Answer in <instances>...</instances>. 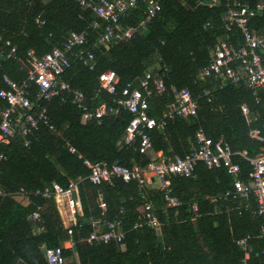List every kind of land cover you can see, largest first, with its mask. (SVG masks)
<instances>
[{"label":"trees","instance_id":"1","mask_svg":"<svg viewBox=\"0 0 264 264\" xmlns=\"http://www.w3.org/2000/svg\"><path fill=\"white\" fill-rule=\"evenodd\" d=\"M208 1L164 0L161 11L144 29L137 28L145 11L144 3L138 2L120 20L123 29L136 28L137 32L106 49L94 46L103 24L99 21V27L93 29V12L75 0H0V90L6 89L4 76L17 84L27 79L29 52L41 58L62 48L71 33H85L87 43L73 51L71 67L62 80L84 94L90 109L101 104L112 106L127 84L137 88L146 73L152 78L163 75L166 88L187 90L197 104L195 117H175L163 130L150 131V148L141 154L138 141L117 150L110 116L82 123L81 111L67 94L41 102L53 130L39 123L27 137L0 146L6 157L0 166V264H47L45 252L65 241L73 244L72 249L63 250L66 264H241L244 253L236 242L247 236V264H264V220L256 213V200L253 195L234 199L233 179L224 169H208L199 162L190 177H172L170 197L178 205L168 208L162 192L147 188L142 193L136 181L88 182L90 171L83 164L86 160L144 169L157 161L158 153L164 159L186 157L196 147V134L202 132L213 142L228 144L235 154L232 161L240 167L242 180L246 179L250 166L239 154L245 152L253 158L264 149V92L258 90L253 95L242 84L221 83L213 77L198 80L211 49L225 37L222 18L233 0H218L214 7L203 5ZM246 2L251 8L264 4V0ZM248 28L264 35V7L250 19ZM238 40L239 33L234 30V45ZM7 41L16 47L14 57L7 58ZM90 48L93 70L77 59L79 49ZM105 71L117 76L114 94L99 88L98 76ZM29 90L33 99L36 86L30 84ZM173 101L170 92L153 96L148 116L160 119ZM242 106L249 110V123ZM5 107L0 99V110ZM254 130L259 131L258 138L249 136ZM70 182L77 183L82 214L75 215L74 226L64 228L54 199L33 193L53 183L67 188ZM21 189L29 194L26 205L14 196ZM99 196L106 204L103 218L121 222V243L85 242L92 230L88 219L101 215ZM144 202H150L155 210L159 235L149 227L134 228ZM192 205L197 207V216ZM33 213L39 217L33 219Z\"/></svg>","mask_w":264,"mask_h":264},{"label":"built area","instance_id":"2","mask_svg":"<svg viewBox=\"0 0 264 264\" xmlns=\"http://www.w3.org/2000/svg\"><path fill=\"white\" fill-rule=\"evenodd\" d=\"M81 7L90 9L94 16L93 29L99 27V21L103 24L102 32L94 46L101 45L106 49L113 45L131 39L137 32L136 28L123 29L120 20L127 16L131 10L137 7L138 2L145 5L144 17L138 24V29H144L146 24L161 11V2L164 0H75ZM218 0H209L203 4L214 7ZM264 7V4L251 8L246 0H233L227 5V10L222 18V27L225 37L218 39L211 49L208 64L199 70L197 78L204 81L207 78L215 77L221 83L232 85L242 84L253 92L258 90L264 92V35H256L248 28L251 18ZM39 23V21H37ZM239 33L240 40L234 45L232 32ZM87 43L85 33H71L62 48H55L51 52L38 58L32 52L28 53L29 71L25 81L20 84L4 76L3 82L6 89L0 90V99L5 101L6 107L0 110V146L8 144L15 139H23L32 131L36 130L39 123L49 125L45 107L40 103L49 101L53 97L67 94L71 97L72 104L81 111V122L86 123L92 119L97 121L105 116L114 119L116 131L121 133L122 145L132 146L138 141V152L145 153L150 148L149 133L153 130L161 131L168 120L175 117H195L197 104L185 89L177 90L170 86L166 88L163 75L159 78H152L150 73H146L139 80L137 88L133 84H127L120 93V97L115 100L112 106L101 104L94 109L87 106L85 96L82 92L73 90L62 80V74L71 67L70 58L73 51ZM5 45L9 47L7 58L14 57L16 47L10 42ZM77 59L82 66L89 70L94 68V55L92 49H79ZM167 73V69H164ZM118 79L113 71H105L98 76L99 88L109 94L116 91ZM36 86V94L33 99L29 85ZM170 92L174 101L166 107L162 117L158 120L148 116L149 99L153 96L163 95ZM207 94V93H205ZM241 112L249 123V110L242 106ZM254 120V119H253ZM259 131L254 130L249 133L250 138H258ZM196 147L184 158L174 157L158 162L150 163L146 168H124L117 164L109 165L106 162L90 163L83 161L89 169L87 181L98 185L101 183H111L114 179H120L124 183L136 181L140 192L145 193L152 181L157 182V190L163 193V201L166 207H176L177 201L170 197V181L172 177L188 178L194 172L197 163H203L208 169H224L232 179L234 199L247 198L253 195L257 208L256 213L264 220V149L253 158H249L245 152L239 155L249 163L250 171L245 180L241 178L240 167L232 161L235 155L228 144L222 140L213 142L210 138L198 132L195 136ZM25 141V146L28 145ZM74 153L73 148H69ZM6 157L0 151V166ZM1 195V191H0ZM33 195H38L44 199L52 198L56 204L65 203L72 216H75L80 202L78 198L77 183L70 182L67 188L53 183L50 188L36 191ZM15 197L28 200L29 194L24 190H19ZM101 215L98 218H89L88 224L91 233L85 239L87 244L102 243L108 245L111 242L121 243L124 233L120 229L121 222L118 219L107 221L103 218L106 211V204L101 196L98 197ZM192 212L197 216V207L192 205ZM139 222L134 228L149 227L159 230L160 223L155 210L150 202H144L138 209ZM38 213H33L32 218L37 219ZM264 234V225L261 227ZM250 237L240 239L236 244L243 251L244 256L241 264H247L249 259ZM63 246L56 247L45 252L47 264H66L63 257Z\"/></svg>","mask_w":264,"mask_h":264},{"label":"crops","instance_id":"3","mask_svg":"<svg viewBox=\"0 0 264 264\" xmlns=\"http://www.w3.org/2000/svg\"><path fill=\"white\" fill-rule=\"evenodd\" d=\"M213 78L216 79L215 77H213ZM110 122H111V124L114 125V129H115V132H114V135L116 137L115 146H116L117 150H120L122 147H124L122 145V136H121V134L119 132L116 131V125L114 123V119L111 118V117H110ZM161 158H162V154L161 153H158L157 154V161H155V162H158ZM148 189L149 190L157 189V182L155 180L152 181V184L149 185ZM15 199H16V201L20 202L23 205H26L27 204L26 203L27 202L26 199H23V198H20V197H15ZM56 206H57V210H58V213L60 215V218H61L63 227L64 228H69L71 226H74L75 225V216H72L71 215V213L69 212V210L65 206V203L56 204ZM76 214H78V215H81L82 214L81 207L78 208V211H77ZM62 246H63V249H67V250H70V249L73 248V244L70 241H65L62 244Z\"/></svg>","mask_w":264,"mask_h":264},{"label":"water","instance_id":"4","mask_svg":"<svg viewBox=\"0 0 264 264\" xmlns=\"http://www.w3.org/2000/svg\"><path fill=\"white\" fill-rule=\"evenodd\" d=\"M156 233L159 235L160 234V230H156Z\"/></svg>","mask_w":264,"mask_h":264}]
</instances>
